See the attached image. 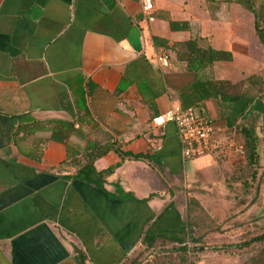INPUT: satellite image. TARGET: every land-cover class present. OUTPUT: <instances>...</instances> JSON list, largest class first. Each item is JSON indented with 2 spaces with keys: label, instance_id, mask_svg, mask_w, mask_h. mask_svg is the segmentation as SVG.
<instances>
[{
  "label": "crops",
  "instance_id": "0c3cea01",
  "mask_svg": "<svg viewBox=\"0 0 264 264\" xmlns=\"http://www.w3.org/2000/svg\"><path fill=\"white\" fill-rule=\"evenodd\" d=\"M221 1L154 0L148 23L138 0H0V264H122L147 230H187L174 203L181 191L223 180L243 158L232 132L250 116L259 114L264 135V95L231 103L189 90L195 80L264 76L253 14ZM169 21L188 29L172 31ZM154 37L197 38L232 60L194 73L169 51L164 68ZM174 105L211 118L210 154L184 160L171 124L155 149L150 119ZM60 121L72 132L50 139ZM107 140L118 151L94 162L97 171L114 167L102 187L66 178L85 163L88 143Z\"/></svg>",
  "mask_w": 264,
  "mask_h": 264
},
{
  "label": "trees",
  "instance_id": "16d2710c",
  "mask_svg": "<svg viewBox=\"0 0 264 264\" xmlns=\"http://www.w3.org/2000/svg\"><path fill=\"white\" fill-rule=\"evenodd\" d=\"M260 0H222L224 3H236L246 7L254 17L255 36L260 44L264 47V4L259 3ZM217 5V4H216ZM209 12L213 13L217 10V6H213V2L209 1ZM169 27L172 31L187 30V22L169 21ZM155 47L159 50L160 55L172 51L178 61L186 64L188 72L199 73L210 68L215 62L231 61L232 54L229 51L215 49L210 45H201L199 39L193 38L186 41L174 42L168 45L164 39L154 37ZM124 80H122L117 92L125 89ZM201 93V99L219 95L222 100L234 102L242 98H260L264 95V76L259 73L249 76L242 81L231 84L222 80H195L189 90ZM79 110H85V103H79ZM182 108L194 106H181ZM259 114L250 116L245 122L236 126L232 132L233 141L242 148L244 160L239 163L232 164L228 169H223L222 176L226 181L238 183L245 181L258 157L259 141L264 140V135L259 136L256 132V124ZM28 128L32 130L43 129L32 123ZM73 124L70 122H58L54 126L48 127L50 139L56 140V132L63 134V141L68 134L72 132ZM118 151L115 142L106 141L90 142L83 150L85 163L78 167L72 176H66L68 179H78L83 182L102 187L105 179L114 172V167H110L103 171H97L94 162L109 153L110 151ZM152 198H161L158 194L149 195L146 200ZM190 206H197L196 199H189ZM184 232L175 230H164L155 233L147 230L142 241V248L130 255L122 264H196V259L192 260L190 256H196L204 252L196 245L200 239L189 234V227ZM263 226V225H262ZM264 227V226H263ZM251 247H257L246 258L243 264H264V232L256 235L250 240H241L238 242L224 243L221 245L210 247L212 252L221 254H240Z\"/></svg>",
  "mask_w": 264,
  "mask_h": 264
},
{
  "label": "rangeland",
  "instance_id": "374dc122",
  "mask_svg": "<svg viewBox=\"0 0 264 264\" xmlns=\"http://www.w3.org/2000/svg\"><path fill=\"white\" fill-rule=\"evenodd\" d=\"M259 3L264 4V0ZM257 152L252 172L245 181L231 183L223 178L216 185L197 186L186 190L185 194L181 191L175 200L183 223L189 227V234L200 239L196 246L204 250L190 256L192 260L196 259V264H243L257 248L251 247L240 254L210 250V247L224 243L250 240L264 232V140L259 141ZM242 157L239 163L244 160ZM191 197L197 200V206H190Z\"/></svg>",
  "mask_w": 264,
  "mask_h": 264
},
{
  "label": "built area",
  "instance_id": "2783aa9c",
  "mask_svg": "<svg viewBox=\"0 0 264 264\" xmlns=\"http://www.w3.org/2000/svg\"><path fill=\"white\" fill-rule=\"evenodd\" d=\"M141 14L145 21H155L154 0H138ZM161 67L169 66L168 53L160 55ZM174 125L178 137L181 156L184 160L198 158L211 153L214 124L210 117L195 107L182 108L174 105L167 111L155 115L150 119V132L155 141V149L161 150L166 135L167 125ZM240 155L243 154L239 148Z\"/></svg>",
  "mask_w": 264,
  "mask_h": 264
}]
</instances>
